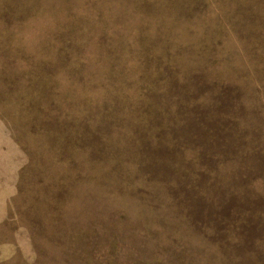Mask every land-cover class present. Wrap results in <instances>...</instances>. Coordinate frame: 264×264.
Returning a JSON list of instances; mask_svg holds the SVG:
<instances>
[{
    "label": "rangeland",
    "instance_id": "1",
    "mask_svg": "<svg viewBox=\"0 0 264 264\" xmlns=\"http://www.w3.org/2000/svg\"><path fill=\"white\" fill-rule=\"evenodd\" d=\"M0 264H264V0H0Z\"/></svg>",
    "mask_w": 264,
    "mask_h": 264
}]
</instances>
